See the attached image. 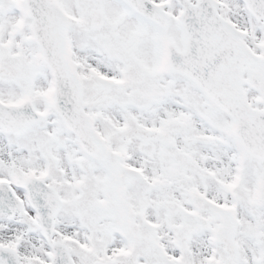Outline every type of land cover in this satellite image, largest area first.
Returning <instances> with one entry per match:
<instances>
[{"label": "snow or ice", "instance_id": "snow-or-ice-1", "mask_svg": "<svg viewBox=\"0 0 264 264\" xmlns=\"http://www.w3.org/2000/svg\"><path fill=\"white\" fill-rule=\"evenodd\" d=\"M0 264H264V0H0Z\"/></svg>", "mask_w": 264, "mask_h": 264}]
</instances>
